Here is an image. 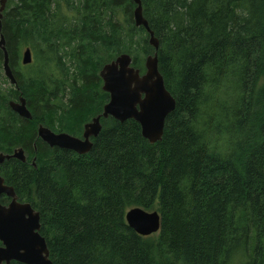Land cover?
I'll return each instance as SVG.
<instances>
[{
	"label": "trees",
	"instance_id": "trees-1",
	"mask_svg": "<svg viewBox=\"0 0 264 264\" xmlns=\"http://www.w3.org/2000/svg\"><path fill=\"white\" fill-rule=\"evenodd\" d=\"M140 2L174 109L154 143L133 119L101 118L77 154L37 126L80 135L109 98L102 65L128 53L144 71L154 49L136 4L7 0L0 34L17 85L0 49V153L21 147L26 160H3L0 175L39 212L52 264H264V0ZM19 96L30 119L8 106ZM132 207L155 209L159 230L133 231Z\"/></svg>",
	"mask_w": 264,
	"mask_h": 264
},
{
	"label": "water",
	"instance_id": "water-1",
	"mask_svg": "<svg viewBox=\"0 0 264 264\" xmlns=\"http://www.w3.org/2000/svg\"><path fill=\"white\" fill-rule=\"evenodd\" d=\"M136 4L133 17L136 26H142L149 33V44L153 54L144 60V71L141 73L131 62L128 53H120L111 61L102 65L99 76L102 90L108 93V101L103 105L101 113L92 117L83 125L80 137L66 132H54L39 124L37 135L50 147H58L85 154L90 151L93 141L101 130V118L108 116L122 122L135 120L141 134L149 143L161 139L166 116L174 109L175 99L166 89L158 70L156 50L158 41L150 30L142 14L140 0ZM7 0H0V30L2 12ZM0 49L3 53L2 71L11 85H17L9 65L8 53L3 35L0 34ZM22 64L31 62L28 47L23 50ZM8 106L20 117L30 119L31 113L22 96L10 100ZM15 158L25 161L26 155L21 147L13 149L10 154L0 153V162ZM6 195L10 201L4 205L0 202V264L17 261L24 264H52L45 238L39 233L40 215L29 202L19 201L11 185L4 183L0 175V195ZM127 225L137 234L146 236L156 233L160 227V215L156 210L147 211L141 207H132L125 213Z\"/></svg>",
	"mask_w": 264,
	"mask_h": 264
},
{
	"label": "flooded vegetation",
	"instance_id": "flooded-vegetation-1",
	"mask_svg": "<svg viewBox=\"0 0 264 264\" xmlns=\"http://www.w3.org/2000/svg\"><path fill=\"white\" fill-rule=\"evenodd\" d=\"M22 53H23V51H22ZM22 53H21V58H22ZM8 80V79H7ZM9 82V81H8ZM85 124V123H84ZM82 130H83V127H82ZM81 134H82V132H81ZM81 134L80 135H78V137H80L81 136ZM75 136H77V135H75ZM93 139V138H92ZM15 149V148H14ZM12 153V152H11ZM15 159V158H14ZM5 160V159H4ZM0 163H2V162H0ZM4 179V178H3ZM4 183L5 184H7L6 182H5V180H4ZM8 185V184H7ZM3 197H5L7 200H5V202H2V201H0L1 202V204H4V205H6V204H8V202L10 201V199H9V197H7L6 195H4V194H2V195H0V199L1 200H3Z\"/></svg>",
	"mask_w": 264,
	"mask_h": 264
},
{
	"label": "rangeland",
	"instance_id": "rangeland-1",
	"mask_svg": "<svg viewBox=\"0 0 264 264\" xmlns=\"http://www.w3.org/2000/svg\"><path fill=\"white\" fill-rule=\"evenodd\" d=\"M152 210H155V209H151V210H147V211H152Z\"/></svg>",
	"mask_w": 264,
	"mask_h": 264
}]
</instances>
